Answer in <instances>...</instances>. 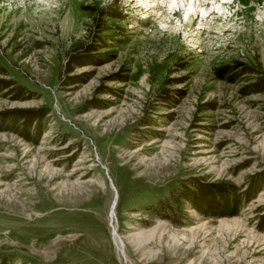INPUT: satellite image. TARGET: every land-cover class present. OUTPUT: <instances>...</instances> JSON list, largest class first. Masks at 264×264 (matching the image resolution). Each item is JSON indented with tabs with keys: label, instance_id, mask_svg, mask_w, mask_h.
<instances>
[{
	"label": "rangeland",
	"instance_id": "1",
	"mask_svg": "<svg viewBox=\"0 0 264 264\" xmlns=\"http://www.w3.org/2000/svg\"><path fill=\"white\" fill-rule=\"evenodd\" d=\"M130 1L0 0V264H264V0Z\"/></svg>",
	"mask_w": 264,
	"mask_h": 264
},
{
	"label": "trees",
	"instance_id": "2",
	"mask_svg": "<svg viewBox=\"0 0 264 264\" xmlns=\"http://www.w3.org/2000/svg\"><path fill=\"white\" fill-rule=\"evenodd\" d=\"M75 57H77V56H75ZM224 68H225V66L222 68V70H221L222 72L224 71ZM0 71L1 72H6V70L3 67H0ZM218 71H220V70H218ZM1 82H2L1 86L5 85L2 88L7 90L10 87L11 92H13L14 95L19 97V98L24 97L23 93H25V92L27 93V90H25V88H23L21 85L19 86L18 84H15V81H13V80L12 81L11 80H7V81H1ZM42 111H43V109H41V111H37V112L34 113V112L29 111V110H27V111L26 110H20V109L19 110H15L12 114L7 115L5 120L3 119L4 121H2V122H6L7 120H10L12 122L13 126L19 131V127H17L20 124L19 121H25V123L27 125H26L25 130H23V132H22L24 136L26 135L24 131L27 130V132H29L30 128H32L33 125L37 124V128L35 130V135H36V137L40 138L39 135H41L42 131H44V129H45L44 123H43V121H41V119H42V117L46 116V114L49 113L47 111H43V112ZM251 184L252 185H257V182L256 183L255 182L254 183L250 182V185ZM194 185H195L196 189L200 190V188H203V190H205V192H203V194H208V196L213 194L212 193L213 192L212 191V186L213 187H217L219 185V187L220 186H222V187L227 186V188H228V184H225V183H222V182H216V181H214V183H205V184L204 183L203 184L202 183H200V184L196 183ZM230 186H231V188H235L232 185H230ZM216 190H217L218 193H220V191H221V189H216ZM258 190L259 189H257L254 192H250L251 196H249V198H245L246 196H245L244 192L240 193V197L241 198H239V197L238 198L242 199V201L244 200V201L248 202L247 200L251 199L256 194V192H258ZM186 194H189V196H186L185 198L188 201H190L191 203H193L195 207L197 206L196 208L200 209V211L202 210V212H204L207 215H218V216L225 215L226 216V215H229V214H234L237 211V209H239V207L235 208L234 205H233L235 203V206H238V204L236 202H233V203L228 202L229 201V197H230L229 194L228 195H222L223 197L221 198V201L224 202V206H220V205L218 206L217 205L215 208L212 205L204 207V208H202V206L199 207L197 205V203H196L197 194H195V191H193V190L189 189L186 192ZM214 196L212 195V196H209V197H214ZM218 196H221V195H218ZM214 199H216V198L214 197ZM214 199L212 198L210 200L213 201ZM160 200H158V201H160ZM158 201H157V203H158ZM228 209H230V210L228 211Z\"/></svg>",
	"mask_w": 264,
	"mask_h": 264
},
{
	"label": "bare ground",
	"instance_id": "3",
	"mask_svg": "<svg viewBox=\"0 0 264 264\" xmlns=\"http://www.w3.org/2000/svg\"><path fill=\"white\" fill-rule=\"evenodd\" d=\"M135 1L138 2L140 5H144V6L147 5L148 7L151 6L150 8L147 9V11H148V10H151L152 6H157V5H158L157 3L153 4L154 1H152V3L149 2L148 4H147V2H145V1H143V0H135ZM135 1H134V0H131L130 3H135ZM170 1H171V0H170ZM189 1H190V3H189V9L192 10V11H188V12L192 13V12L195 10V4H194V1H195V0H193V3H192V0H189ZM171 2L174 3V0H172ZM186 2H187V1H186ZM199 5L204 6V4L202 5V4H200V2H199ZM147 6H146V7H147ZM185 6H187V5L185 4ZM142 7H143V6H142ZM186 8H187V7H186ZM205 10H206V9H205ZM147 11H146V12H147ZM179 11H180V9H178L177 12H179ZM146 12H143V13H142V14H143L142 17H145V16L147 15ZM142 19H143V18H142Z\"/></svg>",
	"mask_w": 264,
	"mask_h": 264
}]
</instances>
